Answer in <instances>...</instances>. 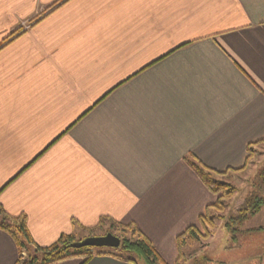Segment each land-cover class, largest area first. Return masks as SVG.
Listing matches in <instances>:
<instances>
[{
  "label": "crops",
  "instance_id": "0c3cea01",
  "mask_svg": "<svg viewBox=\"0 0 264 264\" xmlns=\"http://www.w3.org/2000/svg\"><path fill=\"white\" fill-rule=\"evenodd\" d=\"M263 140L264 0H0V207L35 246L105 218L168 264L215 200L187 162L239 169Z\"/></svg>",
  "mask_w": 264,
  "mask_h": 264
},
{
  "label": "rangeland",
  "instance_id": "374dc122",
  "mask_svg": "<svg viewBox=\"0 0 264 264\" xmlns=\"http://www.w3.org/2000/svg\"><path fill=\"white\" fill-rule=\"evenodd\" d=\"M217 179L232 185L235 192L224 202L222 211L210 209L209 216L212 217L213 225L201 228V234L205 237L185 244V260L181 264H264V203L256 215L246 216L251 200L261 198L264 201V142L252 147L242 171L228 173ZM106 231L107 228L95 229L92 234L76 236L74 241L104 235ZM110 233L116 237H130L129 232L122 234L118 230H112ZM98 250L109 249L92 248L93 253ZM26 256L25 252L23 260ZM124 256L131 257L130 254ZM133 257L138 264H144L141 259ZM77 258L81 257H74L73 262L79 263ZM176 258L177 250L166 261L174 264Z\"/></svg>",
  "mask_w": 264,
  "mask_h": 264
},
{
  "label": "trees",
  "instance_id": "16d2710c",
  "mask_svg": "<svg viewBox=\"0 0 264 264\" xmlns=\"http://www.w3.org/2000/svg\"><path fill=\"white\" fill-rule=\"evenodd\" d=\"M264 142L260 141L256 144L247 146L246 148V160L244 165L239 169H226L223 171H217L209 169L202 166L196 161H188V166L193 170L199 181L202 185L215 196V201L212 205L206 208V211L198 217V224L188 226L181 234H179L176 239V248H177V258L174 264H181L185 260L183 254V247L188 241H198L200 238L205 237L201 234V228L211 227L213 225L212 217L209 216L210 209H215L217 211H222L225 207L224 202L228 200L232 194L235 192V188L221 181L218 178H222L228 173H236L242 171L245 166L252 147L258 145L259 143ZM264 182V181H263ZM264 201L261 198H256L253 201H250L249 211L246 214L256 215ZM243 216V217H246ZM105 218H101L97 226L94 229H87L86 233L92 234L95 229H101L102 226L106 223ZM0 229L7 232L14 242L16 243L19 250V260L16 264H54L64 260H68L73 257H81L82 260L80 264H86L94 255L96 256H110L120 261L127 262L129 264H138V261L134 259L133 256H136V259H141L144 264H166L158 253L155 251L151 242L133 225L127 224L122 225L116 222H107V232L112 230H118L125 234L129 232L130 237H121L120 245L117 249H109L108 252L104 250H98L97 252H92V248H83L80 250H71L68 246L75 242L72 236L62 235L58 240L51 246L47 248H39L35 246L26 230L25 219L23 217L11 218L9 217L4 210L0 207ZM27 254L26 259L23 260L22 254ZM124 254H130L131 257H126Z\"/></svg>",
  "mask_w": 264,
  "mask_h": 264
},
{
  "label": "water",
  "instance_id": "95a60500",
  "mask_svg": "<svg viewBox=\"0 0 264 264\" xmlns=\"http://www.w3.org/2000/svg\"><path fill=\"white\" fill-rule=\"evenodd\" d=\"M120 245V239L110 232L100 236L85 237L80 241L72 242L68 248L71 250H80L83 248H106L117 249Z\"/></svg>",
  "mask_w": 264,
  "mask_h": 264
},
{
  "label": "built area",
  "instance_id": "2783aa9c",
  "mask_svg": "<svg viewBox=\"0 0 264 264\" xmlns=\"http://www.w3.org/2000/svg\"><path fill=\"white\" fill-rule=\"evenodd\" d=\"M24 256V254H22Z\"/></svg>",
  "mask_w": 264,
  "mask_h": 264
}]
</instances>
